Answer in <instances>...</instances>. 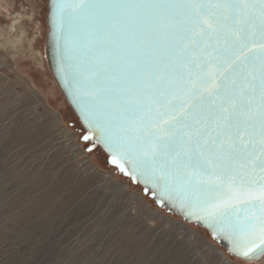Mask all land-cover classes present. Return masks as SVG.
Here are the masks:
<instances>
[{
  "label": "water",
  "instance_id": "1",
  "mask_svg": "<svg viewBox=\"0 0 264 264\" xmlns=\"http://www.w3.org/2000/svg\"><path fill=\"white\" fill-rule=\"evenodd\" d=\"M61 2L48 0L45 56L90 140L160 208L206 229L232 257L261 261L264 251L244 257L249 238L221 230L205 211L210 201L224 198L215 188V173L239 171L240 164L247 168L249 157L259 152L258 125L253 133L235 115L230 127L221 118L225 106L259 102L258 61L253 98L243 73L224 66L223 53L231 42L228 30L217 25V30L198 35L189 23L191 14L180 7L190 0H90L97 7L66 18L63 26L56 8ZM200 2L213 15L220 14L212 8L216 0ZM141 4L145 7L116 6ZM170 17L174 26H169ZM220 81L219 91L209 95ZM173 105L187 115L173 134L159 133L160 139H153L152 150L146 151L149 137L158 132L157 113ZM237 126L241 134L252 135L253 143L226 159L217 150L226 137L229 144L236 140ZM197 140L198 150L210 158L206 170L195 167L198 178L193 180L190 148ZM230 211L242 217L249 209L235 203Z\"/></svg>",
  "mask_w": 264,
  "mask_h": 264
},
{
  "label": "rangeland",
  "instance_id": "2",
  "mask_svg": "<svg viewBox=\"0 0 264 264\" xmlns=\"http://www.w3.org/2000/svg\"><path fill=\"white\" fill-rule=\"evenodd\" d=\"M47 1L0 0V264H226L210 244L264 264L160 208L90 140L47 64Z\"/></svg>",
  "mask_w": 264,
  "mask_h": 264
},
{
  "label": "snow or ice",
  "instance_id": "3",
  "mask_svg": "<svg viewBox=\"0 0 264 264\" xmlns=\"http://www.w3.org/2000/svg\"><path fill=\"white\" fill-rule=\"evenodd\" d=\"M116 6L145 7L143 4ZM94 7L97 5L90 3V0H71V2L62 0L56 5L61 26L66 18L87 13ZM180 7L191 14L189 23L199 30L198 35L203 36L217 30V25H222L228 30L231 42L230 49L223 53L226 57L224 66L232 72L240 70L243 73L253 98L257 92L255 62L259 63V102L248 100L243 108L236 104L230 107L225 106L222 108L221 116L225 121V127L231 126L233 115L247 127H251L253 133L256 132L258 125L256 143L259 144V152L249 157L247 168L244 164H240L239 171L215 173L216 181H218L215 188L223 192L224 198L219 202L212 200L205 207L208 218L215 226L229 234L239 233L249 238L247 246L241 252L244 257H249L257 249L264 251V0H216L212 8L218 9L219 15H213L211 9L200 0H190L189 3ZM256 20L259 22L255 23ZM168 23L169 26H174L175 21L170 17ZM109 38L105 37L106 40ZM222 84L223 81H220L214 88L209 89V95L218 92ZM186 115L187 112L177 110L174 105L171 110L158 112V120L154 122L158 132H153L149 137L146 151L152 150L153 139H160L159 133H164L166 136L173 134ZM227 141L228 137L217 150V154L223 155L226 159H231L232 154H235L239 148H247L253 143L252 135L241 134L238 126L236 140L230 144ZM198 144L197 140L190 148L189 163L193 167V180L198 178L195 167L199 165L201 169L206 170L207 161L210 158L206 153L198 150ZM113 162H116L115 159ZM235 203L243 204L249 209L247 214L242 217L233 216L230 210L235 207Z\"/></svg>",
  "mask_w": 264,
  "mask_h": 264
},
{
  "label": "bare ground",
  "instance_id": "4",
  "mask_svg": "<svg viewBox=\"0 0 264 264\" xmlns=\"http://www.w3.org/2000/svg\"><path fill=\"white\" fill-rule=\"evenodd\" d=\"M48 3V1H47ZM19 15V14H18ZM17 16V15H16ZM15 17V16H14ZM47 21V20H46ZM17 21H14L13 24H16ZM88 163V161H86ZM137 197H139L140 199L142 198V196L140 194L137 195ZM156 214L158 213V211H154ZM184 227V226H183ZM190 232L194 233V230H190ZM209 248L214 251V253H216L226 264H230V261H229V257L226 256L225 253L222 252L221 249H219L218 247L214 246V245H209ZM226 251V250H225ZM261 261H264V258L261 260Z\"/></svg>",
  "mask_w": 264,
  "mask_h": 264
}]
</instances>
